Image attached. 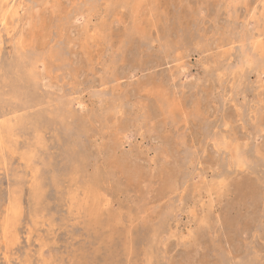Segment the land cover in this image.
I'll return each mask as SVG.
<instances>
[{
    "label": "rangeland",
    "instance_id": "rangeland-1",
    "mask_svg": "<svg viewBox=\"0 0 264 264\" xmlns=\"http://www.w3.org/2000/svg\"><path fill=\"white\" fill-rule=\"evenodd\" d=\"M0 264H264V0H0Z\"/></svg>",
    "mask_w": 264,
    "mask_h": 264
},
{
    "label": "bare ground",
    "instance_id": "bare-ground-1",
    "mask_svg": "<svg viewBox=\"0 0 264 264\" xmlns=\"http://www.w3.org/2000/svg\"><path fill=\"white\" fill-rule=\"evenodd\" d=\"M86 197V196H85ZM95 210V209H94ZM96 214V213H95ZM6 224V223H5Z\"/></svg>",
    "mask_w": 264,
    "mask_h": 264
}]
</instances>
